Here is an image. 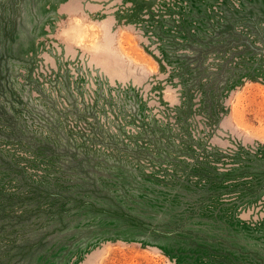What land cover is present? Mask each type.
Returning <instances> with one entry per match:
<instances>
[{
  "label": "rangeland",
  "instance_id": "1",
  "mask_svg": "<svg viewBox=\"0 0 264 264\" xmlns=\"http://www.w3.org/2000/svg\"><path fill=\"white\" fill-rule=\"evenodd\" d=\"M0 264H264V0H0Z\"/></svg>",
  "mask_w": 264,
  "mask_h": 264
}]
</instances>
